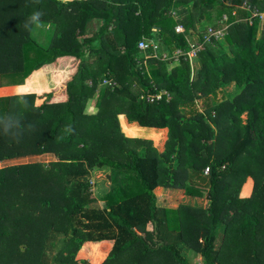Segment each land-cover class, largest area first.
I'll use <instances>...</instances> for the list:
<instances>
[{"label":"trees","instance_id":"trees-1","mask_svg":"<svg viewBox=\"0 0 264 264\" xmlns=\"http://www.w3.org/2000/svg\"><path fill=\"white\" fill-rule=\"evenodd\" d=\"M177 6H188L181 17ZM251 9L264 13V0H0V119L20 122L17 137L0 127V161L55 156L0 167V264H45L56 234L55 264H191L181 245L204 264H264V16L249 23ZM36 21L54 27L44 49L31 37ZM207 26L225 28L223 41L203 43ZM188 35L202 44L191 64L144 60L137 48L147 38L188 51ZM30 47L40 55L27 67ZM11 86L25 91L1 94ZM210 94L223 99L199 107ZM119 114L142 126L123 122L128 135L165 129L162 149L126 135ZM95 166L110 170L103 208L88 206ZM203 174L206 208L156 205L157 186L201 196Z\"/></svg>","mask_w":264,"mask_h":264},{"label":"rangeland","instance_id":"rangeland-1","mask_svg":"<svg viewBox=\"0 0 264 264\" xmlns=\"http://www.w3.org/2000/svg\"><path fill=\"white\" fill-rule=\"evenodd\" d=\"M59 1L66 2L69 0H59ZM172 14L174 15V12H172ZM99 24H100L99 20L91 21L89 26L87 27V33L85 34V36H88L92 31H96L98 29ZM50 26H52V28ZM36 27L37 26L35 24L31 30V37L35 39V36H36V39L34 41L36 42L37 47L44 49V48H46V46L48 45V43L50 41L51 33L53 31V28H54L53 24L49 25L50 28H49L48 32L45 28L40 27L37 29ZM38 30L45 31V32L38 33ZM220 40L223 41L222 39H220ZM152 47H153L154 51L151 53H155L156 55L159 56V58L162 57L163 59L171 60V62H172L171 65H174V63H176L173 61L175 59L172 58L173 52L164 51V50L160 49L156 44H153ZM26 51H27V53H26L27 59L25 60L26 61L25 65H27V67H30V66L34 65L35 60L39 57L40 54H39L38 50H35V48H33V47L27 48ZM147 53L150 54V51L147 50ZM197 59H198L197 55L196 56L194 55V56H192L191 62L193 63L194 61H197ZM33 61H34V63H33ZM143 66L147 67L146 70H148V68H150L151 66L155 67V64L152 65L150 63H145ZM103 85L101 84L98 87L97 91L95 92V95L93 98V104H96L98 102L99 97L102 93ZM238 89H239L238 86H236L233 83L226 85L223 88L224 94L226 95L225 98H227V99L231 98L233 95H235V93H237ZM222 99L223 98L220 96L217 97V95L210 94V95L204 97V101H203V103L199 104V107H201V108L202 107L203 108L204 107H207V108L212 107L213 105H216L217 102H219ZM182 110L187 111L188 108L182 106ZM242 117L244 120L246 119L245 114H243ZM156 132H157V135L155 133L149 131L147 135H145V136L142 135L140 137H145L146 139L147 138L152 139L153 143H155L157 145L156 147L158 148L161 146V144H159L160 140L158 141V139L162 138L163 135H164V137L161 140L166 139V131L165 130H156ZM155 140L157 142H155ZM34 161H42L45 164L49 163V161H46L45 157L40 156L39 158H37V157H25L24 158L23 157V158H20L18 160L12 161L11 164L27 163V162H34ZM11 164H5V165H11ZM2 165L5 166L3 163H2ZM89 172H90L89 183L91 184L90 190L94 191L95 195H97L98 198L102 197L106 193H108V191L112 188L111 180L109 178L110 177L109 168L105 167V166L104 167L95 166V167L91 168ZM205 176L206 175L203 174L201 176V178H196V180H197L196 183L199 184L198 186H200V187L202 186V192H203V194L201 195L202 197L198 196L197 200H194L190 196L189 197L183 196V194H184L183 192L170 191L167 193H165V192H162L161 194L158 193L159 196L156 198L160 201L158 203H164L165 202V203H168L169 206H177L179 204H186L187 203V205H193V204H194L193 206L201 205V207L206 208L209 204V200L207 199V196H206L207 180H206ZM250 179L251 180H250L249 184H250V188L252 190L253 179L251 177H250ZM166 199H168L167 200L168 202H166ZM156 203H157V201H156ZM199 203H201V204H199ZM221 231H222V229L218 228L217 233H218L219 238L221 237ZM218 242H217V244H218ZM62 245H63V236L61 234L51 235V237L49 238V243H48V247L46 250L45 264H55L53 262L55 254L62 247ZM181 251H182L183 255L188 259V261L191 264H204L202 256L196 250L190 249L187 246L181 245ZM87 252H89V251H87ZM89 253L87 254L88 258H89Z\"/></svg>","mask_w":264,"mask_h":264},{"label":"crops","instance_id":"crops-1","mask_svg":"<svg viewBox=\"0 0 264 264\" xmlns=\"http://www.w3.org/2000/svg\"><path fill=\"white\" fill-rule=\"evenodd\" d=\"M188 7V6H187ZM187 7L186 6H177V7H175V8H173V12L176 14V16L177 17H181L182 15H184L185 13H186V11H187ZM204 22H202L200 25H202ZM36 24V28L38 29V28H40V27H42V28H45L46 30H47V32H48V30H49V28L51 27L52 28V26H50L49 27V25H51V23H49V22H41V21H36L35 23H34V25ZM45 24V25H44ZM33 25V26H34ZM33 28V27H32ZM40 32H45V31H41V30H38V33H40ZM51 35H52V33H51ZM32 39H34V38H32ZM35 39H36V36H35ZM34 39V40H35ZM191 39V38H190ZM191 41L192 42H197V40H196V38H195V36H193L192 37V39H191ZM153 42H154V44H156L160 49H162V50H164V51H169V49H167L166 47H164L158 40H156V39H154L153 40ZM224 46H226V43H224ZM47 47V46H46ZM26 62V61H25ZM174 62H176L175 60H174ZM33 63H34V61H33ZM175 64V63H174ZM37 74V73H36ZM25 89V88H24ZM24 89H19V88H13V86H11V87H9V88H1V94H6V93H18V92H22V90L23 91H25ZM28 91V90H27ZM219 96H221L220 94H217V97H219ZM118 119H119V124H120V128H121V130L123 131V122H124V124L126 125V126H130V127H136V128H142V126H139V125H137L135 122H128L127 121V119H126V117H125V115L124 114H119L118 115ZM144 128H146V129H148V130H150V129H152V130H155V134L157 135V132H156V130H165V129H163V128H151V127H144ZM166 131V130H165ZM126 135H128L125 131H123ZM128 136H142V134H134V135H128ZM164 137V135L162 136V138ZM162 138H159L158 139V141H159V144H161V146L160 147H158V149H162V145H163V142H164V140H161ZM155 142H157L156 140H155ZM154 145H156L155 143H154ZM157 146V145H156ZM40 156H42V157H45L46 158V161H51V160H54L55 159V156L52 154V153H42V154H37V155H29V156H23L24 158L25 157H37V158H39ZM23 157H16V158H11V159H5V160H2V161H0V167L1 166H3L2 165V163L5 165V164H11V162L12 161H14V160H18V159H20V158H23ZM250 177H247V179H246V181L243 183V185L241 186V189H240V196L241 197H247L250 193H251V188H250V184H249V182H250ZM170 191H180V192H183L184 193V191H183V189H180V188H172V187H166V186H157V187H155L154 188V193H155V195H156V198L159 196V194L158 193H162V192H165V193H167V192H170ZM92 194H93V197H94V200L91 202V203H89L88 205L90 206V207H94V208H103L104 207V205H105V202H104V200H103V196L102 197H97V195H95V193H94V191H92ZM183 196H185V197H191V198H193L194 200H197V197L198 196H191V195H186L185 193L183 194ZM202 197V196H201ZM168 199H166V202H168L167 201ZM156 201H157V203H156V205H160V206H165V207H172V208H174V207H176V206H169V204L168 203H158V202H160L158 199H156ZM187 204V203H186ZM199 204H201V203H199ZM194 205V204H193ZM195 206H201V205H195ZM85 251L87 252V251H89V247H86L85 248Z\"/></svg>","mask_w":264,"mask_h":264},{"label":"built area","instance_id":"built-area-1","mask_svg":"<svg viewBox=\"0 0 264 264\" xmlns=\"http://www.w3.org/2000/svg\"><path fill=\"white\" fill-rule=\"evenodd\" d=\"M244 5L246 6V8H250L249 5L244 2ZM251 16L250 18H248L247 20L249 21V23L252 22V18L254 17H259L260 19L263 18L264 16V13H261V12H258L257 10H253L251 9ZM223 19H226V16L223 17ZM175 31L178 32V33H183L184 32V29L181 25H177L175 27ZM225 33V28H214L212 26H207L206 28V33L204 35V42L203 43H210L212 41V39L214 40H220L223 38V35ZM186 40L187 42L189 43L190 45V49L188 51H183L181 49H176L174 52H173V55H172V58H174L175 60L179 59L181 56H184L186 57L190 64L192 63V56H196L197 55V51L199 49L202 48V44H198L197 42H191L190 39H189V35L186 36ZM153 40H149L147 38H142L138 44H137V48L143 52L144 54V60H146L149 56H153V57H158V55H156L155 53H151L154 51L153 49ZM150 48L152 49V51H150V54L147 53V50H150ZM103 84H108L110 86H114L115 85V82L111 79H107L105 78L103 81H102ZM209 171V168L206 167L204 169V173L207 174Z\"/></svg>","mask_w":264,"mask_h":264},{"label":"clouds","instance_id":"clouds-1","mask_svg":"<svg viewBox=\"0 0 264 264\" xmlns=\"http://www.w3.org/2000/svg\"><path fill=\"white\" fill-rule=\"evenodd\" d=\"M38 15L39 14H34L31 19L33 21L37 20ZM26 27H27V25H26ZM19 125H20L19 120H15V121H12L9 123H5L2 119H0V127H2L3 134H5V135H11L13 137L19 136L20 135Z\"/></svg>","mask_w":264,"mask_h":264},{"label":"water","instance_id":"water-1","mask_svg":"<svg viewBox=\"0 0 264 264\" xmlns=\"http://www.w3.org/2000/svg\"><path fill=\"white\" fill-rule=\"evenodd\" d=\"M190 33H192V32H194L192 29H190V31H189Z\"/></svg>","mask_w":264,"mask_h":264}]
</instances>
